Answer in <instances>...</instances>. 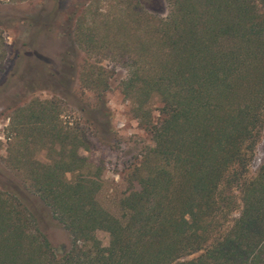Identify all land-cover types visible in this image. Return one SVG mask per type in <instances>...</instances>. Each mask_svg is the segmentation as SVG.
Segmentation results:
<instances>
[{
    "label": "trees",
    "instance_id": "obj_1",
    "mask_svg": "<svg viewBox=\"0 0 264 264\" xmlns=\"http://www.w3.org/2000/svg\"><path fill=\"white\" fill-rule=\"evenodd\" d=\"M163 1L156 18L132 0L118 18L77 16L76 81L91 93L87 108L56 98L13 108L4 165L68 246L56 251L33 207L0 189V264H264V155L247 176L264 129V0ZM110 54L127 65L120 92L152 143L127 164L113 161L126 167L117 215L96 200L99 170L80 152L90 145L82 124L107 114L100 59ZM63 111L81 112L83 123L65 124Z\"/></svg>",
    "mask_w": 264,
    "mask_h": 264
},
{
    "label": "rangeland",
    "instance_id": "obj_2",
    "mask_svg": "<svg viewBox=\"0 0 264 264\" xmlns=\"http://www.w3.org/2000/svg\"><path fill=\"white\" fill-rule=\"evenodd\" d=\"M124 1L0 0V189L16 190L33 207L43 232L56 251L67 248L66 232L35 196L22 189L19 174L4 165L6 147L14 138V133L9 130L8 118L13 108L32 98L73 102L70 104L73 108H87L93 102L90 92L77 88V72L84 54L72 39V28L83 11L88 13L86 20H90V15L97 16V19L104 16L107 19L118 18ZM132 1L143 7L148 18L163 16L167 10L163 0ZM118 41L130 42V38L119 37ZM93 58L90 57V60ZM119 58L117 54H110L100 59L108 74V88L103 98L107 114H97L94 119L91 114L92 122L86 123H83L79 111H63L59 116L62 121L67 120L65 124L68 125L73 119L82 121L90 145L87 151L80 152L86 156L92 170L98 168L100 187L95 198L112 215H117V200L127 185L125 165L117 169L113 161L127 164L128 160L139 158L141 152L152 144L148 133L131 115L130 100L120 92L119 81L126 76L127 65ZM149 104L152 115L156 116L158 101L152 98ZM44 153L43 150L34 151L35 157L41 161ZM263 155L264 129L254 145L247 176L254 175ZM231 216L236 217L237 211ZM96 235L102 244H106L105 232L97 231Z\"/></svg>",
    "mask_w": 264,
    "mask_h": 264
}]
</instances>
